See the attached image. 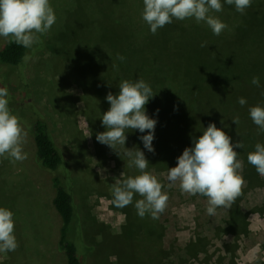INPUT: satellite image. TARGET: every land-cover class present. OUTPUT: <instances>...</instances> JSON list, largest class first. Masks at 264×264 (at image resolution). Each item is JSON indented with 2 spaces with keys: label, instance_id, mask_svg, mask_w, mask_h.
Instances as JSON below:
<instances>
[{
  "label": "trees",
  "instance_id": "1",
  "mask_svg": "<svg viewBox=\"0 0 264 264\" xmlns=\"http://www.w3.org/2000/svg\"><path fill=\"white\" fill-rule=\"evenodd\" d=\"M260 12L264 13V0H253L244 14L236 12L234 6H230L224 14L215 15L228 26L222 34L235 37L239 49L229 52L207 50L206 53H201L202 50L199 48L197 51L193 50L190 37L186 39V47L178 48L176 43L182 42L183 37L174 35L164 37L160 35L161 29L156 35H152L141 16H133L129 20L120 15L105 14L95 18L101 31L100 41L103 47L100 62L108 69L112 68L106 77L110 74L111 76L116 75L115 79L106 80L105 76H101L100 84L96 85L87 82L80 74L74 72L68 83L81 88L82 95L78 100L84 103V109L86 108L90 113L96 109L101 110L100 116L95 119L90 117L89 121L92 128L94 126L100 128V133L106 131L100 118L108 111L104 101L108 92H103V88L109 84L112 91L115 89L119 91L118 81L125 79V63L130 65L128 74L130 78L132 77V81L140 78L150 84L155 96L145 107L147 114L158 121L153 141L155 152L149 153L144 149L142 142L138 139L141 135L138 130H127L125 145L128 149L139 148L145 152V157L149 162L146 171L150 173L153 170L167 171L168 168L177 166V157L182 155L185 148L192 145L193 138H198L203 134V130L210 123H215L217 128L224 130L232 137L234 143L242 141L244 147L236 149L237 158H247L248 153L254 151V145L257 142L264 143V134H257V126L252 123L248 115L250 106L257 104L264 106V95H261L264 92V15L258 14ZM182 26L189 29V20H174L169 24L168 29L171 34H174L176 27ZM110 31L114 35L108 37ZM232 31L235 33H231ZM203 35L210 43L221 39H223L222 43H227L229 40L228 36L219 37L213 35L212 32L203 33ZM209 35L212 38H209ZM45 37L46 35L41 37L42 44L39 43L40 45H36L32 50L8 40L0 49V73L14 75L17 81L18 79L21 81L17 90H13L12 85H5L8 91L9 107L18 117L33 145V152L29 154V157L27 156L26 165L32 163L41 175L46 176L49 187L48 203L46 201L42 203L43 200L39 199V191L47 192L45 188L43 186L35 188L33 178L25 172H17L20 181H17L16 185L7 188L4 185L0 187V206L7 207L14 213L18 246H21L19 239L27 242L26 237L28 236L27 234L19 236L17 232L20 228L24 234V229L17 223L15 214L16 206L19 204L18 210L23 208L20 215L30 224L39 210H41L39 217L52 224L53 242H45L43 237L39 238L41 240L38 243L36 241V247H28V252L35 256L38 264H42L39 260L44 257L43 247H46L52 256L55 251H58L64 256L65 264H107L112 254L117 256V264H168L171 251L163 249L158 243L165 236V228L157 219H152L147 215L143 219L140 218L132 204L121 208L128 216V223L120 234H114L108 227L102 230V225L93 220L85 218L81 221L76 196L83 194L85 197L86 193L78 186L73 168L81 163L89 167L88 158L82 151L85 148L81 145L84 144L83 142L78 143L79 146L76 148L79 153L78 157L71 156L68 147L62 148L58 145L52 126L36 104L33 90L27 79H24L29 61L24 62L23 57L25 54L29 55L30 59L37 57L44 48ZM199 37L200 34L196 39L197 44L202 39ZM110 42L115 45V48L109 46ZM204 54H206L205 58L201 61L200 55ZM229 54H238L243 58L240 59L241 61H253L255 65L244 68L236 61L233 64L229 63L227 57ZM195 55L200 58L193 59ZM53 56L52 54L51 57ZM120 57L124 59L121 60ZM113 60L120 64L122 71L113 67ZM233 68L240 70L233 74ZM254 76L260 77L261 88L251 84ZM64 83L60 84L64 85ZM21 87H23V96L27 98V101L18 102L17 99H9V95L18 94V89ZM65 88L68 90L69 86ZM188 88L192 90H187ZM59 91L60 93L57 94L58 107L63 115L71 116L72 111L66 103L67 99L74 101L78 97H74L68 91L61 92L60 89ZM240 97L247 100L244 107L237 102ZM17 109L19 113L15 112ZM157 109H159L158 115ZM236 116L239 117L238 125L232 122ZM104 147L113 153L117 159V165L127 174V177L139 174L134 167H126V157L123 155L120 157L115 150L106 145ZM120 151L122 152V149ZM15 165L22 166L21 162L13 164L0 158V177L11 176ZM244 166L245 175L251 183L257 182L264 185V177L257 174L254 166L247 161ZM89 168H83L80 173L83 174ZM93 178L95 180L92 182L86 181L90 187L94 183L96 185L105 184L94 172ZM4 183L6 184L7 181L5 180ZM140 198L138 195L134 196L133 202ZM49 205L54 214L53 222L49 219ZM24 207H28L31 212L25 213ZM15 251L3 254L8 258L7 261L5 259L0 261V264H9L11 254ZM163 260L165 263L162 262Z\"/></svg>",
  "mask_w": 264,
  "mask_h": 264
},
{
  "label": "rangeland",
  "instance_id": "2",
  "mask_svg": "<svg viewBox=\"0 0 264 264\" xmlns=\"http://www.w3.org/2000/svg\"><path fill=\"white\" fill-rule=\"evenodd\" d=\"M50 3L55 10L57 17L56 23L46 34L43 45L44 48L37 55V57L34 56L29 60L28 67L26 68V74L24 73V79H27L29 86L33 90V96L36 104L52 126L55 134V140L58 145L62 146V148L68 147L70 149L71 156L78 157L79 153L76 149L79 146L78 143L82 144L83 142L84 144L81 145L82 148H85L82 149V151L86 158H88L87 162L89 163L90 168L84 166L83 163L73 168V174L78 181V186L86 193L85 197L83 194L76 196V203L78 205L81 221L87 218L90 221L93 220L97 224L102 225V230L105 227H108V229L110 231L112 230L114 234H120L124 231V228L128 223V216L121 210V208H117L112 204L111 184L115 182L114 178H121V173H124V178H127V174L120 170L116 163L117 159L113 153H110L103 144H100L96 140V135L100 133V128H96L95 126L92 128L89 121L91 118L95 119L97 116H100L101 110L96 109L90 113V111L86 108L84 109V103L78 100L82 95L81 88L77 85L71 86L68 82H70L71 75L75 72L76 74H80L87 82H91L96 85L100 84L101 76L106 77V74L110 73L109 71H112V68L109 67L108 69L107 66H103V63L100 62L102 61L101 57L103 47L100 41L101 31L98 27V21L95 18L109 14L120 15L121 17L126 19L129 18L130 20L133 16H141L143 3L142 0H50ZM229 7L230 5L225 4L220 13L224 14L226 9ZM217 14L219 13H213V15ZM258 14L264 15L263 12ZM189 24V29H186L183 26L176 27L177 30L174 34H171V31L168 29L169 24L165 25L160 30V35L164 37L171 35L183 37L184 40H182V42L178 41L176 43L178 48L186 47V39L190 37L193 43V50L197 51L199 48L202 50L200 51L201 53H206L207 50H215L217 52L238 51L239 45L236 44L237 42L235 37H229L231 35L228 36L225 35V33H221L219 37H229L227 43H222L223 39L210 43L208 38L203 35V33H211V30L205 24H197L194 20H189ZM231 33H235V31H232ZM109 34L110 35L108 37L114 35L111 31ZM199 34V39H202L200 40V43L197 44L196 39ZM208 37L212 38L211 35ZM5 42L6 39L0 38V49L3 47ZM201 42H207V46L200 47ZM40 43L42 44V41ZM109 46L115 48V45L111 42L109 43ZM109 52H111V50ZM52 54L54 55L53 57H51ZM205 55L206 54L200 55L201 61L205 58ZM232 55L234 54L227 55L229 63L233 64L236 61L244 68L245 66L255 65L253 61H241L240 59L243 58L238 54L234 56ZM199 58L200 57L197 55L193 57L195 60H198ZM116 62V60H113V67L122 71V67ZM128 66L130 65L125 63V79L132 81V77L130 78V74H128ZM238 70L240 69L233 68L232 73L234 74V72ZM115 77L116 75L111 76L110 74L106 77V80L109 78L114 80ZM119 78L121 77L119 76ZM15 81H17V77L14 75L0 73V88L3 87L6 89V85H12L13 90H17V86L21 85V81H19V79L17 83H15ZM60 83H64V85ZM119 83L120 82L118 81V84ZM106 85L107 86L103 88V92H108L106 95L110 92L113 95L118 94V90L114 88L115 90L112 91L110 89L111 85ZM65 86H69L68 90ZM59 89L61 92L68 91V93L72 94L74 97H78L77 100L74 101L67 99L66 103L69 105V110L72 111L71 116L63 115L61 109L58 107L59 101L57 99V94L60 93ZM189 89L190 91L192 90V88H188L187 90ZM63 97H65V95ZM10 98L17 99L18 102L27 101V98L23 96V87L18 89V94L13 93L9 95V99ZM105 98V105L109 109L110 104ZM15 112L19 113V110L17 109ZM27 114L29 113L27 112ZM24 152H26L28 157L29 154L33 152V145L27 134L24 144ZM27 160L28 159L26 158L21 162L22 166L15 165L12 169L14 173H11V176L0 177V187L4 185V187L7 188L16 185L17 181H20V178L17 176V172H25L33 178L35 188H40L41 186L45 188L47 192L39 191V199L43 200L42 203H45V201L48 203L49 187L47 184V177L41 175L32 163L30 165H26ZM240 161L242 162V167L239 170V174L244 179L243 166L245 165L247 158H241ZM83 168H89L83 173L84 175L80 173ZM93 172L96 174L98 179L104 181L105 184L99 183L96 185L94 183V185L90 187L86 181L92 182L95 180L93 178ZM151 174L157 177L158 181L162 184V190L168 195L166 209L157 219V221L161 225L164 224L167 229L163 245L167 248H171L170 245L177 233L184 231L188 232V229L198 226V228L196 227L194 230L195 234L201 235V237L204 238L209 237V240H212L211 249L215 247L220 240L216 238L219 234L215 232L213 233L209 230V228H215L217 225L222 224L224 219L222 211H225L226 207L218 208L214 216H209L205 211L207 207L206 197L182 193L179 190L178 183L175 186L169 187V182L167 181V171L158 172L153 170ZM5 180L7 181L6 184L4 183ZM244 185L247 187L245 179ZM246 187L242 186L241 191H244ZM262 189L250 191L251 188H249L246 191L247 195L243 199L244 201L242 202L241 208L247 209V207L253 203V201H251L253 199L260 202L261 195L264 194V189ZM5 191L8 193L7 190ZM18 205L16 206L17 212L15 214L17 215V223L20 227L22 226V229H24V234L20 228H18L17 232L19 236L26 234L28 236L26 237L27 242L23 239H19L21 246L19 245L15 253L11 254L9 264H38L35 260V256H33L31 252H28V247H36V244L43 237L45 238V242H53L54 232L51 227L52 224L45 222L44 219L39 217V212H41V210L37 211V216L30 224L20 215L23 208L19 206L21 208L18 210ZM129 210L131 211V208H129ZM24 212L29 213L31 211L28 207H24ZM49 214V219L53 222L55 219L54 214L50 210V205ZM261 215L264 216V213H261ZM175 224L177 227H175ZM261 224L264 226V222ZM210 235L214 236L211 237ZM227 237L228 236H224L223 240H226ZM241 240L242 243L239 244V246L242 247L243 245L242 248L246 249V239L241 237ZM43 251L44 257L39 260L42 264H65L64 256L58 251H55L53 256L46 247L42 248V252ZM183 254L184 251L171 250V258H168V264H173L177 261V256H182ZM244 255L246 256L242 255V258H239L238 260L233 258L232 262L234 261L235 264H264V246H260L256 251L250 252L249 255ZM215 256V258L213 257L214 259L208 261V264H224L218 262V254H215ZM7 258V256L5 257L3 254H0V261L4 259L7 261ZM116 258L117 256L112 254L109 257L107 264H117ZM232 262L230 261L226 264H232Z\"/></svg>",
  "mask_w": 264,
  "mask_h": 264
},
{
  "label": "clouds",
  "instance_id": "3",
  "mask_svg": "<svg viewBox=\"0 0 264 264\" xmlns=\"http://www.w3.org/2000/svg\"><path fill=\"white\" fill-rule=\"evenodd\" d=\"M142 3L141 19L152 35L174 20H194L197 24H205L213 35L219 36L228 26L213 13H220L226 4L244 14L252 0H142ZM56 20L50 0H0V38L25 49L32 50L38 45ZM205 46L207 42H201L200 47ZM29 60L30 56L25 54L23 61ZM251 84L262 87L259 76L252 77ZM118 88V94L110 92L105 98L110 108L100 119L106 131L98 133L96 140L115 150L120 157H126V167H134L139 174L124 178V173H121V178H114L111 202L117 208L132 204L142 219L146 215L158 219L166 209L168 195L157 177L146 171L149 162L145 152L125 147L127 130H138L141 133L138 139L144 149L149 153L155 152L153 141L158 121L147 114L145 107L155 94L150 84L140 78L121 80ZM237 102L241 107L247 104L244 97L238 98ZM248 115L257 126V134H264V106H250ZM232 122L238 125L239 117H234ZM202 133L193 138L192 145L177 157V166L168 168L167 181L169 187L178 183L182 193L206 197V214L214 216L218 208L229 207L235 201L244 185L239 174L242 162L237 159L236 151L243 149L244 145L242 141L234 143L232 137L217 128L215 123H210ZM25 139L26 133L9 107L8 91L0 88V158L13 164L24 161L27 158ZM247 162L254 166L259 176L264 177V143L254 145V151L247 155ZM136 195L141 198L133 202ZM17 247L14 213L0 206V254L14 252Z\"/></svg>",
  "mask_w": 264,
  "mask_h": 264
},
{
  "label": "crops",
  "instance_id": "4",
  "mask_svg": "<svg viewBox=\"0 0 264 264\" xmlns=\"http://www.w3.org/2000/svg\"><path fill=\"white\" fill-rule=\"evenodd\" d=\"M244 168L245 166H243V174L247 187L246 185H243V187H246V189L240 192L239 196L229 207H226L225 211H222V215H224L222 224L217 225L215 228H209L213 233L219 234L216 238L220 240L215 247L211 249L212 240H209V237L204 238L201 235L195 234L194 230L196 227L198 228L196 226L188 229V232L177 233L170 245L171 248H167L163 245L167 229L164 224L162 225L166 230L165 236L158 243L162 245L163 249H167L168 251H184L182 256H177V261L173 264H208L209 260L216 257L215 254L219 255V263L226 264L230 261L232 262L233 258L238 260L242 258V255H249L250 252L256 251L260 246H264V226L261 224L264 222V216L261 215V213H264V194L261 195L260 202L253 199L251 200L253 203L247 209L241 208L243 199L247 195L246 191L249 188H251L250 191L264 189V185L257 182L251 183L245 175ZM176 224L175 227H177ZM224 236H228L226 240H223ZM241 237L246 239V249L242 248L243 245L242 247L239 246L242 243ZM162 262L165 263L164 260ZM232 264H235V262L233 261Z\"/></svg>",
  "mask_w": 264,
  "mask_h": 264
}]
</instances>
